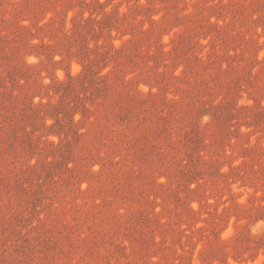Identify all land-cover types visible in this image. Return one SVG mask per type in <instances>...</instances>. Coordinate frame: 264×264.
Instances as JSON below:
<instances>
[{"label": "rangeland", "instance_id": "374dc122", "mask_svg": "<svg viewBox=\"0 0 264 264\" xmlns=\"http://www.w3.org/2000/svg\"><path fill=\"white\" fill-rule=\"evenodd\" d=\"M261 256L264 0H0V264Z\"/></svg>", "mask_w": 264, "mask_h": 264}, {"label": "clouds", "instance_id": "9594fccd", "mask_svg": "<svg viewBox=\"0 0 264 264\" xmlns=\"http://www.w3.org/2000/svg\"><path fill=\"white\" fill-rule=\"evenodd\" d=\"M72 71H73V75H75V74L79 71V69H78V67H76V66L74 65ZM61 78H62V75H61ZM77 118H78V117H77ZM256 264H264V256H261V257L257 260Z\"/></svg>", "mask_w": 264, "mask_h": 264}]
</instances>
